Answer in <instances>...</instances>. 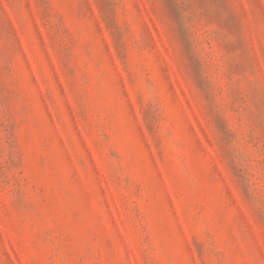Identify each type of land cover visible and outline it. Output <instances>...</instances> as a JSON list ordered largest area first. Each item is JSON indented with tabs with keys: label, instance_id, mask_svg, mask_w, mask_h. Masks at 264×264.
I'll list each match as a JSON object with an SVG mask.
<instances>
[{
	"label": "rangeland",
	"instance_id": "obj_1",
	"mask_svg": "<svg viewBox=\"0 0 264 264\" xmlns=\"http://www.w3.org/2000/svg\"><path fill=\"white\" fill-rule=\"evenodd\" d=\"M0 264H264V0H0Z\"/></svg>",
	"mask_w": 264,
	"mask_h": 264
}]
</instances>
